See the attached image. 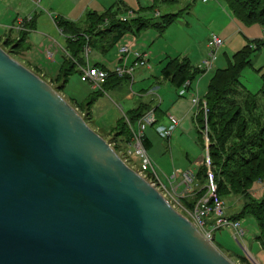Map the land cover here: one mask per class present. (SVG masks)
Returning a JSON list of instances; mask_svg holds the SVG:
<instances>
[{"label":"water","instance_id":"95a60500","mask_svg":"<svg viewBox=\"0 0 264 264\" xmlns=\"http://www.w3.org/2000/svg\"><path fill=\"white\" fill-rule=\"evenodd\" d=\"M0 264H235L0 46Z\"/></svg>","mask_w":264,"mask_h":264},{"label":"rangeland","instance_id":"374dc122","mask_svg":"<svg viewBox=\"0 0 264 264\" xmlns=\"http://www.w3.org/2000/svg\"><path fill=\"white\" fill-rule=\"evenodd\" d=\"M32 1H34L37 5L39 3V0ZM76 1L77 0H75V2ZM208 2L216 3L222 11V14H220L216 20H212L209 25L206 22L213 18L214 13L209 11L206 14L203 13L202 17H200L197 8H199V4H204L201 0H78L75 11H73L71 16L79 18L72 22L84 19V16L87 13L86 11L88 10L94 8L97 11H104V9L113 5L114 9L118 6L121 10L119 19L127 20L137 17L144 18L149 26V29L141 30L140 32L135 33L136 35L133 33L135 36L127 33L125 38L116 42L117 44L110 48L105 54H102L103 56L100 55V57H102L100 60L101 62L102 60L109 62L110 60H113L118 50L119 62L112 70L94 65L95 68L103 70L106 74L105 79L97 85L83 82L79 74L81 66H85L87 64L91 65L89 64L90 60L91 62H95V58L92 55L94 54L92 53L93 48L89 47L90 44L88 41H85L82 52L83 57L81 56L82 61L79 59L80 55L76 57L72 55L74 46H69L70 43L68 39H73V37H71L73 36V33L66 34L56 21V18L59 17L58 15L62 14L50 9L52 11L51 12L48 8H44V10L40 8L41 12L37 17V19H39V23L42 25L41 27H43V31H41V33L45 35L50 33L51 36H54L55 33L52 30H55V37L58 42L55 41L51 43L46 41L44 46H38V43L35 41L38 38L36 36L34 40L30 37L28 39L29 43H24V41L27 40L26 37H23L22 32L24 29L28 30L25 31L27 33L26 36H28L29 32H32L34 29L28 27L26 28L24 26V24L29 21H26L23 26H21V23H19L20 25L15 23V26L11 27V32H8L5 36L0 35V46L6 52L55 88L59 94L79 112L87 124L112 146L115 152L129 167L138 172L147 182L159 190L168 202L192 223H196L197 221L198 207L200 208L201 203L210 195L208 175L206 179L202 173L196 175L197 168L200 166V172H202L204 168V172L207 174L212 169H215L211 166L208 154L207 132L205 130L203 131V140L205 144V149H203L198 139V127L194 130L192 126H190L191 124L193 125L190 121L191 115L183 121L184 132L182 136H178L170 147L166 145V142L169 141L170 137L163 138L156 133L161 138L160 139L159 137H156L152 131H147L148 137L151 141V146L147 150L143 141L142 145L146 148L147 156L152 161L155 171H146L142 173L140 169V159L128 152V150L132 147V132L137 128V122L135 124L131 123L128 120L127 113L128 111L136 109L142 105L143 102L140 99L137 100L138 97L136 94L134 95V99L129 101L130 105L133 103V108L129 109V104L124 99V96L125 93L129 91L137 93L141 89H149L148 93L154 97L150 96L151 99H153L152 101L149 100L151 105H156L160 102V99H164L166 101L162 103V107L166 104V109H169L171 102L175 100L170 97L171 95L175 97V93H177L179 96L186 95L190 98V96H193V92L180 95L179 90L182 85L176 89V87L171 83H166L165 85L157 84L149 73H147L148 79L142 82L139 81L138 83H136V81L133 84L131 83L133 88L130 89V81L132 82L139 73V70L137 69L135 72V69L144 66L147 68V60L145 61L146 63L140 64L139 66H134L133 60L132 63L129 64L133 66L131 74L122 75V81L116 88H114V90L113 87H111L113 86L114 81L108 84H106V81L109 77H111V75H116L115 68L118 65L123 64V61L126 60L128 55L125 54L124 56H121L119 54V48L122 46H128L131 48L128 44L133 43L136 39L139 40L138 44L146 45L147 48H143L144 50L150 49V51L156 56L158 54L159 59H164L162 56H164L166 52L173 51L175 48L178 49L183 47L184 44L185 46L189 45V43L186 42L188 39H191L194 41L192 44V47L194 48L193 50L198 56H201L198 62L201 64L211 50L209 41L210 36H217L222 40L223 44L216 51L213 69L206 72V70L200 67V64H195V66L203 71L202 74H199V76L206 74L204 78L207 81L214 72L213 70L224 67L227 63V59L231 58L232 54L243 47L248 40L253 41L259 39L263 42L262 28L258 23L246 24L244 21L235 17L228 10L224 0H209ZM64 7L68 8L69 4H65ZM64 11H66V9H64ZM169 12H178L177 14H179V17L163 32H160L155 26L151 27V25L154 24L153 22L160 20V16ZM227 19L229 22L224 26L225 31L227 32L226 38L224 37L225 34L223 32L219 33L216 28L220 27L221 23L225 22ZM137 22L139 21H136L135 23ZM210 32L213 33L210 34ZM10 33L14 34L10 35ZM162 33L164 35H162ZM133 45L135 44L133 43ZM251 47L255 48V45L252 44ZM102 51H106V49ZM140 53L142 55L145 54L147 58V54L145 52ZM179 60L182 61L185 60V58L182 57ZM153 62L154 65L159 64V60L151 58V66ZM72 64L75 65L76 72H71V74L66 77L65 81L63 72L67 68H70ZM263 71L264 46H261L260 49L254 52V55L252 56V64L244 68L241 72V84H243L247 90L252 93L259 92L262 87L261 73ZM125 78L129 80H126ZM135 80L137 79L135 78ZM185 82H187V80ZM205 85V82H202L199 85L200 94H202L205 89ZM152 88H155V90ZM145 92L143 91L141 93ZM199 93L198 96L202 100L204 95L202 97ZM240 95L237 97L239 102L243 99V94ZM93 99H95V102L93 101L94 104L92 103L90 107H87V101ZM204 102L205 100H202V105ZM256 103L259 107V113L260 111L263 113L264 99L261 94L256 95ZM202 105L200 104L198 109L195 108L194 111L198 112L202 109L204 114V109L201 108ZM121 116L126 118V122L131 133L128 142H125L123 139L124 137L118 134L120 127L117 120ZM225 121H223V124ZM221 127H223V125H220V128ZM146 130L144 134L145 137ZM177 132H181L180 127L177 129ZM196 158L199 159L195 162L193 159ZM189 160H192V162L190 163ZM230 168L231 167L228 166V169ZM175 170L179 172H176ZM174 172H176V178L169 182L167 178ZM185 172H190L193 175L192 181L189 182L184 178L183 175ZM154 173L158 174L159 177L155 178ZM214 185L216 186V183ZM227 187H229L230 190L225 191L224 189L225 192L222 197H219L217 193H215L216 198L211 196L207 201V206L212 208L217 204V201H219L223 211V216L228 218V220L233 221L229 218V216L240 212L244 208L245 203H247L251 198L245 197L242 193H240V189L238 191L233 190L235 186L231 185L229 182ZM201 188H205L206 191L204 190L199 194L198 191ZM262 191H264V180H262L257 186L254 185L251 189L252 194H256V197L262 195ZM216 218V213H209V215L205 218V227H215L213 230V236L211 237L212 241L225 256H227L235 264H264V247H262L257 240L256 236L259 228L254 217L246 216L240 221L241 226L245 229V233L241 239L234 236L233 230L230 226H216ZM201 229L203 231L205 230L204 227H201Z\"/></svg>","mask_w":264,"mask_h":264},{"label":"trees","instance_id":"16d2710c","mask_svg":"<svg viewBox=\"0 0 264 264\" xmlns=\"http://www.w3.org/2000/svg\"><path fill=\"white\" fill-rule=\"evenodd\" d=\"M224 1L235 17L246 24L258 23L264 28V0ZM120 11L118 6L114 9V6L111 5L103 12L88 11L84 19L76 22L61 16L56 18L58 25L66 34L73 33L71 36L73 39H68L69 46H74L72 55L74 57L80 55L79 59L82 61L81 56L85 41L89 42L91 48L104 50L115 45L127 33L135 34L141 30L149 29L144 18L119 19ZM177 13L163 14L159 21L153 22L151 27L155 26L160 32H163L179 17ZM136 21L139 22L135 23ZM32 25L33 22L24 24L26 28H33ZM25 31L28 30L24 29L23 37H26ZM252 44L255 45V48L251 47ZM261 46H264V42L259 39L248 40L243 47L232 54L231 58L227 59L224 67L213 70L202 99L205 100L208 109L206 124L202 109L196 114V123L198 139L203 149H205L203 131L206 128L208 154L211 166L215 168L211 172L216 183L217 195L222 197L225 191L230 190L227 187L229 182L235 186L233 190L238 191L240 189V193L251 198L240 212L230 215L229 218L233 221H241L246 216L254 217L259 228L256 237L260 245L264 247V191L259 197L251 192L254 185L257 186L264 180V112L261 113L260 111L259 113V107L256 103L257 94H261L264 99V71L261 73L262 87L257 93L247 90L240 81L241 72L252 64V56ZM71 72H76L74 64L64 70V80ZM202 72L197 66L191 65L186 58L182 61L179 58L170 59L161 70L162 76L170 80L176 89L186 80L193 81ZM121 78L111 75L106 84L114 81L118 85L122 80ZM240 94H243V99L239 102L237 97ZM94 100H88L87 107H90ZM149 108L147 103H142L136 109L128 111V120L135 124ZM223 121H225L224 124ZM117 122L120 127L118 134L124 137L125 142H128L131 133L126 118L121 116ZM220 125L223 127L220 128ZM144 143L148 147L147 136ZM228 166L231 168L228 169ZM199 173H202L205 179L207 178L204 168L200 172V166L197 168L196 175ZM204 190L205 188H201L198 193L200 194Z\"/></svg>","mask_w":264,"mask_h":264},{"label":"crops","instance_id":"0c3cea01","mask_svg":"<svg viewBox=\"0 0 264 264\" xmlns=\"http://www.w3.org/2000/svg\"><path fill=\"white\" fill-rule=\"evenodd\" d=\"M77 1L75 2V0H39V3H38L39 6H38L32 0H0V35H2V36L4 35L5 36L8 32H11L10 31L11 27L15 26L14 25L15 23L17 25H20L19 23H21V26H23V24L26 21H29V22H33L32 26H33L34 29L32 30V32H29L28 36H26L27 40L25 41V43H29L28 39L30 37H31L32 40H34V38L36 36L38 38L35 41L38 43V46H44L46 41L51 42V43H53L55 41L58 42L56 37H55L56 36V31L55 30H52L55 33L54 36H51L50 33H48L47 35L41 33V31H43V27H41L42 25L39 23V19H37V17L39 16V13L41 12L40 10L41 9L44 10V8H48L49 10L51 9V10H54V11L62 14V15H58V16H61V17L65 18V19H67L69 21H74V20H77L79 18V17L77 18V17H72L71 16L73 11H75V7H76V4H77ZM208 1L209 0H207L205 2L202 1V3H204V4H199V8H197V11H198V14H199L200 17H202L203 13L206 14L209 11H212V13H214L213 18L206 22L209 25V24H211L212 20H216L218 18V16L220 14H222V11L220 10L219 5H217L216 3H210ZM65 4L66 5L69 4V7L68 8L64 7ZM64 9H66V11H64ZM91 10L92 11L93 10L97 11L94 8L91 9ZM91 10H88V11H91ZM105 10L106 9H104V11ZM88 11H86V12H88ZM97 12H103V11H97ZM29 17H30V19H29ZM228 22H229V20L227 19L225 22L221 23L220 27L216 28L219 31V33L223 32L225 34L224 37H226V38H227V36H226L227 32L225 31L224 26ZM55 29H57V28H55ZM211 33H213V32H210V34ZM13 34L14 33H10V35H13ZM129 34L130 35H134L132 33H129ZM262 34H264V28H262ZM162 35H164V34L162 33ZM126 36H127V34L122 36L120 38V40H122ZM130 42H132V41H130ZM130 42H128V43H130ZM133 43L135 45H133ZM133 43L128 44L129 46H131V49L133 51L136 50V51H140V52H145L147 54V59L146 60H147V64H148L147 66L148 67L146 68V66H144V67H138V68L135 69V72L138 69L139 73L136 75V77L134 75V77L137 80H135V78H134L132 82L130 81V87H129L130 89L133 88V86H131V83L133 84L135 81H136V83H138L139 81L142 82V81L148 79L147 78L148 77L147 73H149L153 77V79L155 80V82L157 84H164L165 85L166 83H171L170 80H168V79H166V78H164L162 76L161 70L166 65V63H167L166 61H168V60H170L172 58H179L180 59V58L183 57V58H186L187 60H189L191 65L195 66V64L196 65L200 64L198 62H199L201 56H198L195 53V51L193 50L194 48L192 47V44L194 43V41L191 40V39H188L187 42H186V43H189V45L185 46V44H184L183 47H180L178 49L175 48V50H173V51L166 52L165 55L162 56L164 59H159L158 58V54L156 56L154 53H152L150 51V49L144 50L143 48H147V47L144 44H138L139 40L136 39L135 41H133ZM29 45L32 46L31 44H29ZM113 46L107 47L106 51H102L100 49L93 48L92 49V53H94V54H92V55L95 58V62H91V60H90L89 64H91V66L96 65V66L103 67L105 69H111L112 70L113 67L119 62L118 50H117V54L115 55L113 60H110L109 62H106V61H103V60L101 62L100 60L102 59V57H100V55L103 56L102 54H105ZM98 57H100V58H98ZM151 58L159 60V64H155L154 65V62H153L152 66H151V64H150V59ZM133 60H134L133 54H132V52H129L127 57H126V60L123 61V62L126 65H129V64L132 63ZM205 76H206V74L201 75V76H197L193 81H191V87L189 88L188 92L191 93V92L194 91L195 93L198 94L199 91H200L199 85L202 82H205L206 83L205 89L203 90L202 94L199 93L203 97V95L206 93L207 83H208V81L204 78ZM125 79L129 80L127 78H125ZM119 84L120 83H118V85ZM118 85L115 84V82H114L113 86H111V87H113V90H114V88H116ZM150 89H151V87H150ZM152 89L155 90V88H152ZM141 90H140L141 92H143V91L145 92V90H146L147 93L146 92L145 93H141L140 91H138L137 93L136 92L134 93L133 91H129V92L125 93V96H124L125 98L124 99L128 102L129 109L133 108V103L130 105L129 101L133 100L134 99V95L137 94V97H138L137 100L140 99L143 103H147L150 108H154V109L156 108V110H155V114H156V117H157V123L156 124L166 125L168 123V114H170V113H172L173 115H175L176 117L181 119L179 125L174 129L169 141L166 142V145L168 147H170L172 145V143H174V140L178 136H182V134L184 132V130H183L184 122L183 121L186 120L188 116L190 117V115H191L190 121L194 125L193 126L191 124L190 126H192V128L194 130H195V128L197 129V127H198L197 123H196V114H197V112L194 111L195 108L192 106L189 96H186V95L185 96H179L177 93H175V97L171 95L170 97L174 98L175 100L173 102H171V106L169 107V109H166L167 108L166 104L164 105V107H162V103H164L166 100L160 99V102H158V104L151 105L149 100L150 101L153 100V99H151V97H153V95H150V93H148L149 89H141ZM163 98H165V97H163ZM94 102H93V104H94ZM135 104H136V102H135ZM179 127L181 128V132L180 133L177 132V129ZM149 130L152 131L156 137H159L156 134V132L154 131V126L147 128V130H146V136L148 138V147H146L147 150L151 146V141H150V138L148 137V134H147V131H149ZM198 159L199 158H196V159H193V160H195V162H196ZM189 162L191 163L192 160H189ZM176 172H179V171H176ZM176 172H174L171 176H168L167 179L169 180V177H172V176H174V178H176ZM157 176H158V174H157Z\"/></svg>","mask_w":264,"mask_h":264},{"label":"built area","instance_id":"2783aa9c","mask_svg":"<svg viewBox=\"0 0 264 264\" xmlns=\"http://www.w3.org/2000/svg\"><path fill=\"white\" fill-rule=\"evenodd\" d=\"M202 1H207V0H202ZM263 42H264V34H263ZM223 42L220 38H218L215 35L210 36V47L211 50L206 57L200 64L201 68L204 70L209 71L213 69L214 66V61L216 58V51L220 46H222ZM129 52H132L133 57H134V66H139L140 64L146 63V55L141 54L138 51H132L130 47L128 46H122L119 48V54L121 56H124L125 54H128ZM80 77L81 80L85 83L92 84V85H97L99 82H102L105 79V72L99 68H95L94 66L91 65H85L80 67ZM131 70H133V66L131 65H126L125 63L118 65L115 68V73L117 76L121 77L122 75L125 74H131ZM191 87V82L187 80V82H184L181 86V89L179 90L180 95H185L188 93L189 88ZM193 91V96H190V101L191 104L194 108L198 109L199 105H202V100L199 98L198 94L195 93L194 95ZM204 109V119L206 117V112H207V106L205 102L203 103L202 107ZM181 119L176 117L173 114H168V123L166 125L162 124H156L157 123V117L155 115L154 109H149L146 112L142 114V116L137 120L136 123V130L132 132V147L128 150L129 153H132L136 158L140 159V169L143 172H150V171H155V168L153 166L152 161L150 158L147 156L146 148L142 145L145 140V130L148 127L154 126V131L163 138L171 137L172 132L174 129L179 125ZM206 124V120H205ZM206 131V128H205ZM143 141V143H142ZM209 178V191L210 195L206 197V200L201 203V207L197 209V221L196 223H193L199 230L208 238H211L213 236V230L214 226L211 227H205V222H206V217L209 215V213H216L217 218L215 221L216 226H230L233 230V234L236 238L241 239L245 233V229L241 226L240 221H230L228 218L223 216V211L221 209V205L219 204V201H217V204L210 208L207 206V201L210 199V197H215L216 198V186L214 185L215 182L213 181V175L212 172L210 171L208 174ZM184 178L187 181H192L193 175L190 172H185L184 173ZM154 177L158 178L157 174L154 173ZM173 178V179H172ZM174 176L169 177V182L174 180ZM155 185V184H154ZM201 227H204L205 230L203 231Z\"/></svg>","mask_w":264,"mask_h":264}]
</instances>
